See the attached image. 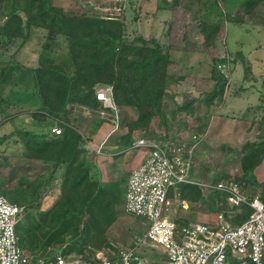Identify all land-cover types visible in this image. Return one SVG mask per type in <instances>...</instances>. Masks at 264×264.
Returning a JSON list of instances; mask_svg holds the SVG:
<instances>
[{
  "label": "rangeland",
  "instance_id": "1",
  "mask_svg": "<svg viewBox=\"0 0 264 264\" xmlns=\"http://www.w3.org/2000/svg\"><path fill=\"white\" fill-rule=\"evenodd\" d=\"M25 2L26 0H0V25L6 20V15L12 10V7H18L19 5L25 4ZM50 2L52 6L61 10L67 17H74L79 20L86 18L104 20L103 23L106 24L111 31L115 30V26L109 25L106 21L115 19L122 23V32L125 39L133 40L135 37L141 36L149 43L155 41L153 40V32L151 30L162 32L163 28H160L161 25L152 27L146 24L145 21L143 22V18H146L147 23H150L149 20L158 15L155 8H157L158 11L169 9V14L165 16L159 14V16H161L160 24H163L165 20H168V23H170L171 19L172 21L174 20V23L166 28L164 27V33H160L164 37V40L158 39V42L160 41V47H163L164 51L167 53L171 51V49L174 48L173 50H176L175 48H177V51L172 53L173 55L181 54V51L178 49L181 46H179L180 43L178 44V42L184 40L181 39V37H184L187 31L183 13L191 15L193 18H197V15H200L201 20L202 15L207 17L205 22L204 20L203 22L200 21L201 24H207L202 35L206 37H213V35L217 34L221 35L223 41L228 43L231 50H233L235 46H239V43H236V41H243L244 50H248L251 45L253 46L260 42L261 50L264 51L262 44L263 38L258 37L254 32L247 34V32H245L246 29L240 30L239 28L235 29L232 25H226L228 22L233 21L237 23L248 21V19L251 18L250 15H264V2L262 1L259 4L244 0H50ZM18 13L22 18L20 35L23 41H21L20 38H3L0 36V77L2 72L5 74V80H0V122L4 123L6 118H15L16 116L13 122L8 121L0 126V137L16 130L41 132L50 131L52 128L56 127L54 119L48 117L47 112L42 110L43 99L47 100V103H50V97L48 95L42 97L39 92L40 88L37 89L33 87L37 85L32 83L31 77L25 74V71L21 70V68L31 70L41 69V71L48 70V73L51 75H54V73L69 75L70 77L74 75L73 65L68 54L69 40L64 35L59 34V32H48L39 27H31V24L26 23V19L22 12ZM173 15L174 18H172ZM210 21L222 23L224 29L220 30L219 27L216 29L213 28L214 25H211ZM247 23L248 22L244 24ZM146 33L148 36H145ZM217 41L219 44L222 42V40L219 41V39ZM205 42L209 52V49L212 47L209 38L205 39ZM19 44L20 46H18ZM252 51L253 50H251V52ZM229 59H231L230 56ZM237 62L238 61L234 59V65H238L239 63ZM230 63H232V60H230ZM8 64L10 66L6 68ZM209 66H211L210 63ZM238 70H240V68H238ZM207 71L210 77L209 68ZM248 72L249 70L246 64L244 73L248 74ZM166 75L168 77V82L172 84L186 77L184 73L168 72V70ZM32 78H34V76ZM48 78L51 77L49 76ZM54 83L55 80L50 82V85ZM167 84L168 83H166L165 87ZM171 106L172 105H168L164 113L160 111L161 107L157 110H153L138 107L124 109L122 106L117 109L119 116L118 122L124 126V130L141 131L143 129H139L140 126L138 124L143 123L145 125L143 127H146V119H148H145L146 116L156 117V119L154 118L153 120L157 122L160 121V124L161 121L162 124H164V122L166 123L164 127L160 124L158 125V130L160 132H157V135L161 136L165 133L160 137L163 139L166 138L165 135L168 124L167 120H163V117L167 111L168 113L170 112L172 109ZM75 107L70 106L69 110H66L72 114L75 112ZM195 109L196 108L187 110L188 117L183 118L181 124L174 125V121H170V124H168L170 129L172 127V131L175 129L176 131L183 130L185 132V143L188 141L191 142L192 139H197L199 141V137L201 136L200 131L205 126L202 122L203 118H201V115H209V112L204 113V111L200 112V110ZM98 110L100 109L97 108V111ZM97 111H88L85 112L84 115L87 114L91 116V120L97 117V119L95 118L96 121H100V114L97 113ZM30 112H32L31 114H35L29 116L28 114ZM109 112L113 115L112 111L109 110ZM121 113L124 114V117L121 116ZM107 117L106 115L103 116V118ZM29 118H31L32 123L27 122ZM104 121L109 122V119L107 118ZM183 121L186 123L185 125ZM156 124L154 127H156ZM163 128L164 132H162ZM140 133L142 134V132ZM137 135L139 136V134ZM153 135L157 136L155 134ZM82 156L84 157H80V160H78V162L76 161L72 168L65 166L59 167L49 181V184L44 185V180L47 179L50 174L52 169L51 165L53 164H50V161H48V164L43 163L41 159L46 157L44 153H38L32 150L31 147L26 149L21 143H14L12 140L0 146V189L10 202L25 207V215L18 225V230L23 236L24 246L27 248H31L37 242V239H44L50 233L54 211L56 212L57 210H64L66 208V206L61 203V196L68 192L69 186L61 181L63 173L68 171L72 176L73 172H75L74 174H76L75 177L77 179L85 174H89L93 180L97 181L100 185L103 184L101 182L102 176L98 174V170L92 166V162L90 163L87 158H85V154ZM238 157L239 153H233L232 155L222 150L214 152V158L217 162L224 160L225 162L228 161V165L231 163L232 173L238 170ZM237 179L235 174H232V176L228 175L224 177L222 181H235ZM103 185H108L106 188L111 191L109 195L110 199H112V214L110 219L106 221L108 225L105 236L106 242L109 241V243L113 245L119 244L127 246L138 236V230L146 226V222L124 214L121 196L122 188L119 187L118 184L109 185L104 183ZM238 185L249 198L256 196L261 197L262 195V190L256 183L253 185L251 183L244 184L240 182ZM73 193H70L72 197L75 196ZM37 195L38 199L35 200ZM214 198L215 196L208 197L207 200H204V204L201 203L199 206L197 204L200 202H197V204L191 203V206L196 205V209H199L203 213H205L206 210V217H204V219L199 217L201 221L211 219L207 218L208 214H212L213 211L216 210L215 208H227L225 205L223 206L221 204L216 206L212 205L211 200ZM55 203H59L58 206L56 205L53 211L49 212ZM191 209L194 208L191 207ZM86 219L85 217L83 223H85ZM90 238L91 239L85 243L83 236L73 238L71 235L66 234V244L54 245L51 249L65 251L71 248L70 246L74 245L76 250L75 252H71V254L91 258L95 255V252L98 251L94 249V245H96L99 238L94 239L92 235ZM102 248L100 250L104 251V247ZM111 250H113V248H111ZM47 251H50V249Z\"/></svg>",
  "mask_w": 264,
  "mask_h": 264
},
{
  "label": "trees",
  "instance_id": "2",
  "mask_svg": "<svg viewBox=\"0 0 264 264\" xmlns=\"http://www.w3.org/2000/svg\"><path fill=\"white\" fill-rule=\"evenodd\" d=\"M244 1L251 2V0ZM253 1H256V4L264 2V0ZM18 12H22L26 23L31 24V27H39L48 32H59L69 40L68 54L74 69V75L70 77L57 73L51 75L48 70L21 68L25 74L31 77L32 83L37 85L33 87L40 88L39 92L42 97L46 95L50 97V103L43 99L42 110L47 112L48 117L57 120V126L61 129L60 135H51L48 132L35 134L26 130H16L0 137V146L12 140L14 143H21L26 149L31 147L32 150L45 154L46 157L41 159L43 163L48 164V161L50 164L53 163L51 172L43 183L47 185L59 167L72 168L77 155L84 152V138L75 127L68 125L63 120V116L67 114L66 106L77 103L90 108H99L101 104L96 101L94 90L100 86H111L113 101L117 106L159 108L162 104L165 85L168 83L166 75L168 55L155 41L149 43L141 36L135 37L133 40L126 38V40L123 37L122 23L115 19L106 21L109 25L115 26V30L111 31L103 23L104 20L96 18L79 20L65 16L61 10L52 6L50 0H26L25 4L12 7V10L6 15V20L0 25V36L3 38L21 39L22 18ZM222 60L211 59L209 73L216 85L210 99H213L215 94L221 93L226 84V80L216 70L218 63L225 62V59ZM8 66L10 65L8 64L6 68H9ZM2 74L0 80L4 81L5 74ZM33 76L34 78H32ZM49 76L51 78H48ZM54 80L55 83L50 85V82ZM31 113L28 115L35 114ZM13 119L14 117L6 118L4 123L0 122V126ZM138 125L143 126L144 124ZM263 159L264 141L245 147L240 160L242 176L232 181L237 184L241 182L254 185L253 172ZM74 173L71 176L67 171L61 178V181L69 186L68 192L61 196V203L66 208L54 211L50 233L44 239H37L31 248H27L24 246L23 236L18 230L19 244L26 252L31 254L42 252L46 255L47 250L53 248L54 245L66 244V234L73 238L83 236L85 243L91 239L92 235L94 239L99 238L94 249L112 248L109 241L106 242L105 239L108 226L106 221L112 214V199L109 195L111 191L106 188L108 185H100L89 174L77 179ZM261 190V200L264 203V183L261 185ZM70 193L75 196L72 197ZM181 198L193 203L200 200L201 194L196 187L183 185ZM37 199L38 195L35 197V200ZM213 200H216V205L220 203L225 205L224 197L221 194H218ZM58 204L55 203L49 212H52ZM221 208L215 209L220 210ZM235 210V222L246 219L251 212L246 205L234 208ZM24 215L25 209L23 217ZM85 217L87 219L83 223ZM70 247L62 252L64 254L75 252L76 247L74 245ZM83 258L86 261L89 259Z\"/></svg>",
  "mask_w": 264,
  "mask_h": 264
},
{
  "label": "crops",
  "instance_id": "3",
  "mask_svg": "<svg viewBox=\"0 0 264 264\" xmlns=\"http://www.w3.org/2000/svg\"><path fill=\"white\" fill-rule=\"evenodd\" d=\"M251 2L253 3L256 1L251 0ZM168 10L169 9H162L158 11L157 8H155L158 15L150 19V23H147L146 18H143V22L145 21L146 24L152 27L161 25L160 28H163L162 32L151 30L153 32V40L158 44L160 42H158V39L164 40V37L160 33H164L165 28L174 23V20L172 21L171 19L170 23H168V20H165L163 24H160L161 16H159V14L165 16L169 14ZM250 17L252 20L248 19V21L240 23L233 21L228 22L226 25H232L235 29H246L245 32H247V34L254 32L258 37L263 38L262 44L264 47V15H250ZM172 18H174V15ZM183 18L185 25H187V31L185 36L181 37V39L184 40L178 42V44L180 43L179 46H181L178 48L181 54H172L177 51V48H175L176 50H173L174 48L171 49V51L173 50L172 52L168 51L169 66L167 65V70L168 72L184 73L186 77L173 84L168 82L164 90L165 95L161 104L162 106L159 108L160 111L164 113L168 105H172L170 112L168 113L167 111V113L164 114L163 120H167L168 124H170V121H174V125L181 124L182 119L188 117L187 110L196 108L195 110H200V112H209L208 116L201 115V118H203L202 122L205 126L200 131L202 137H199V141L191 155V168L189 172V178L193 184H191V186L198 185L199 187H194H196L201 194L200 200L193 203L197 204V202H200V204H204V200L210 197L205 187L216 184L222 181L224 177L228 175L232 176V174H235L239 179L242 176L240 160L244 148L264 141V51L261 50L260 42L253 46L251 45L248 50H244L243 41H236V43H239V46H235V48L231 50L228 43L223 41L221 35L217 34L213 35V37L202 35L207 24H201L200 21L203 22L204 20L205 22L207 17L202 15L201 20L200 15H197V18H193L191 15L183 13ZM246 22L248 23L244 24ZM210 23L214 25L213 28L215 29L218 27L220 30L224 29L223 24L220 22L210 21ZM145 36H148L147 33ZM208 38L212 46L209 52L205 42V39ZM218 39L219 41L222 40L220 44L217 41ZM162 49L164 50L163 47ZM251 50L253 51L251 52ZM229 56L232 60V63L229 62L230 78L225 84L222 92L215 94L214 98L210 99L213 96L212 91L216 83L209 77L207 71L208 68L211 67L209 63L212 64V58L223 61L222 59L229 58ZM233 58L238 61V65H234ZM246 64L249 70L248 74L244 73ZM238 68H240V70H238ZM113 103L116 106V110L120 108L114 101ZM67 106V110H69L70 106L76 107L74 109L75 112L72 114L67 111V114L63 116L64 122L66 121L65 123L75 127L82 138H84L83 141H85L83 145L84 152L77 155L76 161L78 162L80 157H84L82 155L85 154V158H87L90 163L92 162V166H94V168L98 170V174L102 176L101 182L103 184H118V186L122 188V202L130 172L137 169L147 157L146 150L131 148V144L134 140L140 137H146L158 140L169 138L171 140H181L185 142V132L183 130L176 131L175 129L172 131V127L170 129L168 124L165 135L166 138H160L165 133L161 136L157 135V132H160L158 130L160 121L157 122L153 120L154 118L156 119V117L153 116L145 117V119L148 118L146 119L147 126H140L139 129H143L141 131L124 130V126L121 124L118 129L113 130V125L111 123L113 115L111 112L105 110L107 111L105 115L108 116L109 122L104 121L107 118L101 117L100 121H96L97 117L91 120V116L87 114L84 115V113L94 110L97 111V108H90L77 103H71ZM129 107L131 106H123L124 109ZM98 109L100 110H98L97 113L104 110L102 106ZM157 109L158 108H154L153 110ZM121 116L124 117V114L121 113ZM15 119L16 116L13 120H10V122H13ZM54 121L57 126V120L54 119ZM27 122L32 123L31 118H29ZM155 124L156 127H154ZM164 124L166 125L165 122ZM164 124H162L161 121L160 125L164 127ZM183 124L185 125L186 123L183 121ZM41 132H48L51 134L50 131ZM41 132L34 131L33 133L40 134ZM140 132H142V134ZM162 132H164V128ZM137 134H139V136ZM192 140L191 142H193ZM191 142L188 141L186 143ZM86 143L102 145L100 153L92 154L87 151ZM220 150L225 151V153H231L232 155L233 153H239L238 170L234 171V173H232L231 170V163L228 165V161L225 162L224 160L217 162L214 158V152H219ZM253 174L255 178L254 182L261 188V185L264 183V159L259 166L255 168ZM217 195H215V197H217ZM259 198L261 199V197ZM211 204L215 206L217 204L216 200L214 201L212 199ZM216 211H219V209L213 212ZM194 216L195 215H192V217ZM145 229L146 226L138 230V236L141 235Z\"/></svg>",
  "mask_w": 264,
  "mask_h": 264
},
{
  "label": "built area",
  "instance_id": "4",
  "mask_svg": "<svg viewBox=\"0 0 264 264\" xmlns=\"http://www.w3.org/2000/svg\"><path fill=\"white\" fill-rule=\"evenodd\" d=\"M230 60L216 65L226 83ZM94 96L104 109L99 111L100 117L112 111L113 130L118 129L112 87H97ZM50 133L58 136L61 129L56 126ZM192 141L140 137L132 142L131 148L146 150L147 157L127 178L123 211L145 221L146 229L126 247L110 243L113 250H98L87 261L56 249L46 255L22 249L18 224L25 208L11 203L0 189V264H264V203L259 197H247L233 181L208 185V195L220 193L227 208L208 214L211 219L206 221L200 220L206 217V211L181 198V187L192 184L191 155L198 140ZM101 146L86 143L92 154L100 153ZM241 205L251 212L235 222L234 208Z\"/></svg>",
  "mask_w": 264,
  "mask_h": 264
},
{
  "label": "clouds",
  "instance_id": "5",
  "mask_svg": "<svg viewBox=\"0 0 264 264\" xmlns=\"http://www.w3.org/2000/svg\"><path fill=\"white\" fill-rule=\"evenodd\" d=\"M113 92V91H112ZM102 106V105H101ZM109 111V110H108Z\"/></svg>",
  "mask_w": 264,
  "mask_h": 264
}]
</instances>
